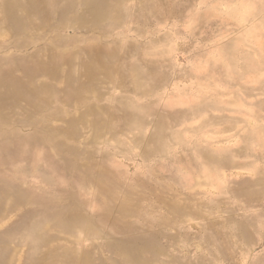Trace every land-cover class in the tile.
<instances>
[{"label":"rangeland","instance_id":"1","mask_svg":"<svg viewBox=\"0 0 264 264\" xmlns=\"http://www.w3.org/2000/svg\"><path fill=\"white\" fill-rule=\"evenodd\" d=\"M0 264H264V0H0Z\"/></svg>","mask_w":264,"mask_h":264}]
</instances>
